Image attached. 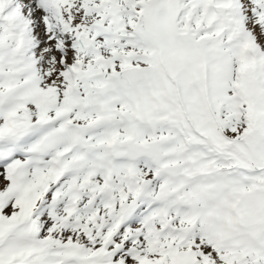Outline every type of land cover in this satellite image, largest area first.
<instances>
[{
  "label": "snow or ice",
  "instance_id": "obj_1",
  "mask_svg": "<svg viewBox=\"0 0 264 264\" xmlns=\"http://www.w3.org/2000/svg\"><path fill=\"white\" fill-rule=\"evenodd\" d=\"M0 264H264V0H0Z\"/></svg>",
  "mask_w": 264,
  "mask_h": 264
}]
</instances>
